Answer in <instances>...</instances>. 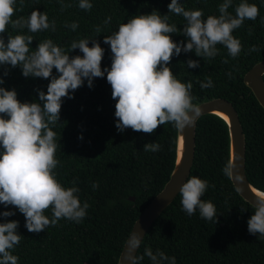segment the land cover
I'll return each instance as SVG.
<instances>
[{"label": "trees", "instance_id": "trees-1", "mask_svg": "<svg viewBox=\"0 0 264 264\" xmlns=\"http://www.w3.org/2000/svg\"><path fill=\"white\" fill-rule=\"evenodd\" d=\"M72 6L61 10L57 0H25L17 16L27 17L33 8L47 12L49 20H55L56 30L28 33L34 40L31 48L45 38H51L67 51L72 40L88 37L97 40L105 49L101 61L102 69L110 67L109 45L103 37L118 30L132 16L150 14L153 10L161 15L168 13L171 0H93L89 11L80 9L76 0ZM222 0H183L186 9L202 8L204 17L219 15L217 5ZM228 11L234 12V6ZM259 7L256 20H245L233 31L243 46L239 56L233 58L226 48L220 49L214 58H201L190 51L173 56L171 70L181 82L193 83L194 103L225 98L237 110L246 136V171L250 182L264 190V108L252 90L245 84V74L264 59V4L261 0H249ZM111 17L104 24L106 17ZM169 23L183 28L182 16L169 14ZM78 22L72 31L65 23ZM101 28L96 31V26ZM17 29L6 28L2 35L17 34ZM27 33V29H23ZM174 41L186 38L179 32L172 34ZM260 51L248 52L252 45ZM91 47V41H89ZM83 55L74 49L70 56ZM198 60L199 67L188 68L187 60ZM227 59V63H225ZM5 69L8 74L3 75ZM231 73V76L228 75ZM53 69V75H56ZM213 81L212 88H200V81L207 77ZM0 78L7 90L15 89L21 102L38 101L37 89L47 91L49 79L24 77L19 66H0ZM111 86L105 77L87 82L72 93L73 98H62L60 119L53 126L56 132V158L59 164L55 171L57 179L64 186H71L75 180L80 189L81 202L90 207L81 223L60 219L55 226L45 230L29 232L22 213L9 205H0V212L15 211V215L4 218L19 221L18 233L24 238L13 250L20 257L19 264H118L121 252L133 225L152 199L164 188L175 166L177 153V130L170 123L158 125L153 133L134 131L130 127L118 131L114 116L115 99ZM82 135V139L78 138ZM157 141L161 148L157 152L143 151V146ZM230 136L227 123L220 117L209 114L198 121L196 154L190 176L209 181L210 187L201 199L211 200L217 211V220L208 221L199 212L187 215L179 196L162 213L145 237L137 256L144 254L145 247L155 253L160 249L169 256H175L176 264H264V237L255 236L247 230V220L254 209L237 192L232 180L222 169L229 164ZM99 187L92 189V183ZM130 197H135L131 201ZM45 214L51 216L50 210ZM139 264H152L143 256Z\"/></svg>", "mask_w": 264, "mask_h": 264}, {"label": "clouds", "instance_id": "clouds-1", "mask_svg": "<svg viewBox=\"0 0 264 264\" xmlns=\"http://www.w3.org/2000/svg\"><path fill=\"white\" fill-rule=\"evenodd\" d=\"M80 9L89 11L93 0H76ZM25 0H0V66H19L24 77L49 79L47 91L37 89L38 101L21 102L15 89L7 90L0 86V205H9L23 214L24 227L29 232H41L49 225L55 226L60 219L81 223L90 207L85 200L81 202L80 189L73 180L71 186H64L57 179L55 169L60 163L56 158V132L53 131L60 119L62 98H73L78 87L93 86L97 77H105L111 86V96L115 99L114 116L118 131L126 128L144 133H153L158 125L170 123L178 132L192 126L201 114V106L194 103L191 80L181 82L173 74L170 61L183 51L194 52L201 58H214L220 51L217 45L226 48L230 57H237L242 44L233 31L245 20H256L259 7L249 0H239L234 6L235 15L229 12L234 0H222L217 7L219 15L204 17L202 8L186 9L183 0H171L168 13L161 15L153 10L150 14L132 16L118 26V30L103 37L109 45L110 67H101L105 49L95 39L88 37L72 40L69 49L51 38L40 41L31 48L33 35L43 31H55V20H49L47 12L33 8L30 14L13 18L22 10ZM61 10L71 7L70 0H57ZM264 4V0H261ZM169 14L182 16V30L177 24L169 23ZM264 23V17H261ZM111 17H106L108 24ZM11 26L17 34L7 36L3 33ZM65 27L75 31L78 22L65 23ZM27 29V33L23 31ZM96 31L100 32L99 25ZM179 31L186 39L174 41L172 34ZM91 41V47H89ZM74 49L83 55L70 56ZM259 52L258 45H252L248 52ZM227 63V59L224 61ZM199 61L187 60L188 68L199 67ZM53 69L56 75H53ZM5 69L3 75H7ZM231 76V73H228ZM200 88H212L213 81L207 77L200 81ZM4 80L0 78V85ZM82 139V135L78 137ZM161 145L146 143L143 151L157 152ZM225 176L233 177V165L226 164L222 169ZM240 180L239 175L235 176ZM99 187L92 183V189ZM210 187L207 179L190 176L181 185L179 194L182 210L189 216L199 212L201 218L217 220L216 206L211 200L201 199ZM238 192L241 188L236 189ZM254 211L247 220V230L252 235L264 237V190H257ZM50 210L51 216L45 214ZM15 211L0 212V217H10ZM19 221L0 222V264H19L20 257L13 250L24 238L17 231ZM141 238L133 235L131 246L137 247ZM149 257L152 264H176L175 256L150 247H145L142 256H134L131 264H139L143 256Z\"/></svg>", "mask_w": 264, "mask_h": 264}, {"label": "water", "instance_id": "water-1", "mask_svg": "<svg viewBox=\"0 0 264 264\" xmlns=\"http://www.w3.org/2000/svg\"><path fill=\"white\" fill-rule=\"evenodd\" d=\"M245 84L252 90L260 105L264 108V59L257 62L244 76ZM201 114L195 119L192 126H186L182 132L177 131V153L174 169L164 188L152 199L142 211L133 225L132 231L125 242L118 264H131L132 258L137 256L141 245L149 230L162 213L179 196L181 185L190 177L196 154L197 124L200 118L213 114L222 118L228 125L230 136L229 164L233 165V185L241 191L239 195L248 203L255 202L257 190L246 171V136L239 114L233 104L225 98H211L198 103ZM226 116L227 119L224 117ZM239 175L240 180L235 176ZM135 201V197H130ZM137 235L141 238L137 247L131 246V238Z\"/></svg>", "mask_w": 264, "mask_h": 264}, {"label": "bare ground", "instance_id": "bare-ground-1", "mask_svg": "<svg viewBox=\"0 0 264 264\" xmlns=\"http://www.w3.org/2000/svg\"><path fill=\"white\" fill-rule=\"evenodd\" d=\"M226 119H227V117L226 116H224Z\"/></svg>", "mask_w": 264, "mask_h": 264}]
</instances>
